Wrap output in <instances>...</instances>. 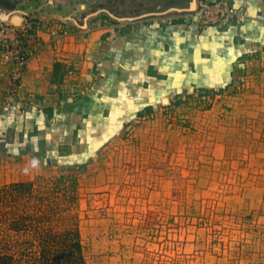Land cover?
<instances>
[{"label":"rangeland","instance_id":"1","mask_svg":"<svg viewBox=\"0 0 264 264\" xmlns=\"http://www.w3.org/2000/svg\"><path fill=\"white\" fill-rule=\"evenodd\" d=\"M42 1L66 18L103 8L145 19L190 0ZM11 113L0 108V186L33 182L18 210L39 227L15 235L17 264H38L50 233H62L60 250L68 230L86 264H264V54L226 86L187 93L98 142L76 139L74 149L25 142Z\"/></svg>","mask_w":264,"mask_h":264},{"label":"crops","instance_id":"2","mask_svg":"<svg viewBox=\"0 0 264 264\" xmlns=\"http://www.w3.org/2000/svg\"><path fill=\"white\" fill-rule=\"evenodd\" d=\"M40 1L20 4L32 25L30 58L16 81L13 64H0V108H10L21 138L43 151L98 142L187 93L224 87L264 54V0H234L250 18L223 28H200L188 12L163 14L162 22L159 15L117 20L102 10L83 26Z\"/></svg>","mask_w":264,"mask_h":264},{"label":"trees","instance_id":"3","mask_svg":"<svg viewBox=\"0 0 264 264\" xmlns=\"http://www.w3.org/2000/svg\"><path fill=\"white\" fill-rule=\"evenodd\" d=\"M61 67L62 65L60 63L55 64L53 79L57 78ZM32 193V181L13 182L0 186V264L19 263L15 255L9 252L12 250V246L15 243V235L30 233L39 228L34 225L33 213L18 210L20 209L19 201L25 198V196H30ZM44 231L50 233L47 229H44ZM65 233V238H67L65 240L62 239V247L59 245L60 250H58L59 248L57 249V247H55V249L54 246L58 245V239H60L59 237L62 233L59 235L50 233L48 237L49 240L42 242V245H40L41 249L38 251L41 258L38 264H64L63 256H65L64 258H66V261H71L72 257L74 264H86L85 257L82 253L79 233L77 231L72 233V230H68ZM69 247H71L70 250ZM68 250L75 252L76 255L70 256L71 254H66ZM25 253V250H21L20 252L22 255H27V253Z\"/></svg>","mask_w":264,"mask_h":264},{"label":"built area","instance_id":"4","mask_svg":"<svg viewBox=\"0 0 264 264\" xmlns=\"http://www.w3.org/2000/svg\"><path fill=\"white\" fill-rule=\"evenodd\" d=\"M188 14L192 19L197 17L196 22L200 28H223L231 24L245 23L250 18L247 10L236 5L234 0H197L196 9ZM158 18L162 22L167 21L166 15H159ZM52 34L58 35L56 30ZM31 35L32 25L29 22L15 25L10 21L0 20V64H13L10 75L14 81L21 77L30 58L26 47Z\"/></svg>","mask_w":264,"mask_h":264},{"label":"water","instance_id":"5","mask_svg":"<svg viewBox=\"0 0 264 264\" xmlns=\"http://www.w3.org/2000/svg\"><path fill=\"white\" fill-rule=\"evenodd\" d=\"M197 7V0H190L188 6L186 7H180V8H166L165 10H161V11H151L142 15H163V14H167L170 12H192L196 9ZM29 14V10L28 8L22 7L20 4H18L16 7L13 8H5V7H0V20L2 21H10L12 23H14L15 25H21L24 23L25 19H26V15ZM110 15L114 16L112 13H110ZM116 17V16H114ZM89 18V16H86L83 19V26L87 25V19ZM139 18V15L137 16H125L123 18H119L116 17L117 20H128V21H132L134 19ZM194 19L196 20L197 17L194 16Z\"/></svg>","mask_w":264,"mask_h":264},{"label":"flooded vegetation","instance_id":"6","mask_svg":"<svg viewBox=\"0 0 264 264\" xmlns=\"http://www.w3.org/2000/svg\"><path fill=\"white\" fill-rule=\"evenodd\" d=\"M26 0H23V2H25ZM50 1V0H49ZM19 3H21V1L19 2ZM26 3V2H25ZM23 6H24V4H23ZM181 6H178V5H169V7L168 8H180ZM105 11V12H107L108 14L110 13L109 12V10H104L103 8L102 9H100V10H94V11H92V13H94V12H98V11ZM173 12H175V11H173Z\"/></svg>","mask_w":264,"mask_h":264}]
</instances>
